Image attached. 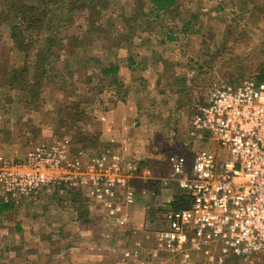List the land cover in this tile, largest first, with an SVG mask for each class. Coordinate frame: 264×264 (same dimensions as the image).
Returning a JSON list of instances; mask_svg holds the SVG:
<instances>
[{
    "label": "rangeland",
    "instance_id": "rangeland-1",
    "mask_svg": "<svg viewBox=\"0 0 264 264\" xmlns=\"http://www.w3.org/2000/svg\"><path fill=\"white\" fill-rule=\"evenodd\" d=\"M5 1L0 0V9L5 6L7 12ZM18 1L36 8L31 14L42 27L22 36L42 50L40 55L31 47L18 51L10 25L22 20L17 14L0 17V141L4 135L21 138L23 129L30 135L24 153L7 158L22 159L35 143L54 139L67 142L72 154L83 159L115 149L139 172L131 181L129 222L114 228L111 237L127 247L153 243V230L165 226L162 201L182 194L160 179L176 154L191 156L201 146L187 144L196 107L215 84L254 81L264 73V0H175L166 11H151L154 0ZM48 37L58 43L46 52ZM108 66L126 70L112 82L100 74ZM13 75L17 80L10 79ZM115 110L138 116L137 129L127 122L125 133L133 134L128 125L136 133L123 147L115 141L121 138L116 132L113 143L104 142L105 121ZM215 150L229 157L227 149L215 145ZM84 202L87 207L89 200ZM61 205L71 209L69 201ZM0 261L5 264L4 254ZM226 264L264 263L255 256L234 257Z\"/></svg>",
    "mask_w": 264,
    "mask_h": 264
},
{
    "label": "built area",
    "instance_id": "built-area-1",
    "mask_svg": "<svg viewBox=\"0 0 264 264\" xmlns=\"http://www.w3.org/2000/svg\"><path fill=\"white\" fill-rule=\"evenodd\" d=\"M191 143L201 146L191 156L176 154L160 179L176 185L189 204L175 209L172 197L162 201L165 226L151 233L154 247L187 263L197 258L199 264H226L255 256L264 263V80L215 84L191 117ZM215 145L227 149L229 157L221 158ZM137 169L115 151L83 159L63 140L37 142L22 159L0 155V201L21 207L42 194L65 197L79 190L124 227ZM139 254L138 246L124 252Z\"/></svg>",
    "mask_w": 264,
    "mask_h": 264
},
{
    "label": "crops",
    "instance_id": "crops-1",
    "mask_svg": "<svg viewBox=\"0 0 264 264\" xmlns=\"http://www.w3.org/2000/svg\"><path fill=\"white\" fill-rule=\"evenodd\" d=\"M125 70L119 67L117 75L121 76ZM135 118V114L125 115L118 113V110L113 111L105 121L107 129L103 132L104 142L114 141L115 132L121 137L115 140L121 147L131 141L136 132L129 127H132V122L136 126ZM128 120L131 124L127 127L128 131L133 134L125 133ZM24 132L23 129L21 138L14 134L4 135L0 141V152L6 157L22 155L25 151L24 143L30 138L28 132L25 135ZM111 150L115 151L113 148ZM123 152L128 154L126 149ZM137 172L134 177L138 175ZM145 172L143 169L142 174ZM82 195L88 200L84 193ZM53 199L42 194L34 203H28L30 207H14L0 213V254L5 256V264H199L197 258L187 263L179 255L155 248L153 243L141 245L135 242L128 247L121 245L116 237H111L114 228L121 227L108 219L98 207L91 210L89 205L93 204L87 202L88 221H85L72 208L65 210L61 204L52 205ZM135 246L140 248L139 256L126 257L124 252Z\"/></svg>",
    "mask_w": 264,
    "mask_h": 264
},
{
    "label": "trees",
    "instance_id": "trees-1",
    "mask_svg": "<svg viewBox=\"0 0 264 264\" xmlns=\"http://www.w3.org/2000/svg\"><path fill=\"white\" fill-rule=\"evenodd\" d=\"M174 2L175 0H154L152 3L153 9H151V11L152 10L166 11L167 9H169L170 6L174 4ZM5 3L8 6L6 7L7 12H5L4 10L5 6L1 7L0 17L7 18V17H10L11 14H17L19 16V19L22 20V21H19V24L14 22L13 24L10 25V31H11L10 37L14 41L15 47L18 49V51H21V52H26L31 47L32 50H35L34 54L40 55L41 54L40 52L42 49L39 47L37 42L34 41V43L31 45L33 41L32 42L27 41L26 38L22 36L24 31L37 33V31L40 30V27H42V23H40L41 20H39L33 14H31L32 10H35L36 8L33 5H30L28 7L25 3L20 2L18 0L17 1L15 0L13 2H9V0H6ZM36 3H38V1H36ZM84 7H87V6H84ZM92 32H93L92 30L91 31L89 30L87 34H90ZM44 40H45L44 48L46 52L52 51V48H54L55 44L58 43L55 37L44 38ZM34 70L35 72H37V69H34ZM118 70H119L118 66L103 67L100 69V74L101 76L108 75L111 81L114 82L115 80L114 76L117 75ZM10 79L13 81L17 80V78H15V75H13ZM262 80H264V73L259 74L256 77L255 81H262ZM66 195L67 197H64V198H61L59 196H53V198H55L56 200H59L60 204H62L64 200L69 201L71 208L76 211L77 216L85 221H88V219H86L88 208L86 207V202H84V197L82 195V192L79 190H72V191H69ZM188 204H189L188 197L184 193H182V194L174 196L172 207L175 209H181V208L187 207ZM11 208H14V206L11 204H8V203L4 204L3 202L0 203V213L10 210Z\"/></svg>",
    "mask_w": 264,
    "mask_h": 264
}]
</instances>
